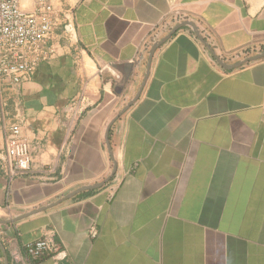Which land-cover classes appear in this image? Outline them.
<instances>
[{
    "label": "crops",
    "instance_id": "obj_1",
    "mask_svg": "<svg viewBox=\"0 0 264 264\" xmlns=\"http://www.w3.org/2000/svg\"><path fill=\"white\" fill-rule=\"evenodd\" d=\"M61 8L46 60L1 84L32 163L0 176V264L45 237L36 264H264V0ZM170 14L188 20L145 47ZM198 22L227 55L259 51L220 60Z\"/></svg>",
    "mask_w": 264,
    "mask_h": 264
},
{
    "label": "built area",
    "instance_id": "obj_2",
    "mask_svg": "<svg viewBox=\"0 0 264 264\" xmlns=\"http://www.w3.org/2000/svg\"><path fill=\"white\" fill-rule=\"evenodd\" d=\"M62 0H0V91L1 84L8 81L12 89L22 81L29 79L41 61L46 60L51 52V41L54 30L60 26ZM188 20L182 14H170L153 31L146 41L145 47L156 41L161 32L169 30L173 25ZM200 36L215 49L220 60H228L245 56L259 48L225 54L217 48L210 32L198 22ZM63 37L73 40L71 25H67ZM86 101L80 98L69 107L70 129L73 130L86 109ZM5 102L0 96V129L3 132V148L0 152V176L2 172L11 180L19 174L29 172L32 163L31 145L22 136L21 130L24 117L18 101L13 104L11 120H6ZM96 232L92 231L95 236ZM1 235V233H0ZM12 252L18 264H36L46 253L56 250L51 238L45 237L21 246Z\"/></svg>",
    "mask_w": 264,
    "mask_h": 264
},
{
    "label": "water",
    "instance_id": "obj_3",
    "mask_svg": "<svg viewBox=\"0 0 264 264\" xmlns=\"http://www.w3.org/2000/svg\"><path fill=\"white\" fill-rule=\"evenodd\" d=\"M154 50V49H153ZM131 104H129L126 108H128L129 106H130ZM126 108H125V110H126ZM108 181V180H107Z\"/></svg>",
    "mask_w": 264,
    "mask_h": 264
}]
</instances>
